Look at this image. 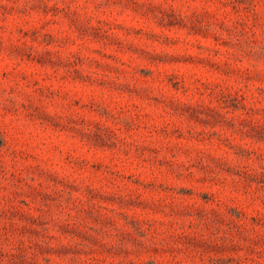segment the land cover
Returning <instances> with one entry per match:
<instances>
[{"label":"rangeland","instance_id":"1","mask_svg":"<svg viewBox=\"0 0 264 264\" xmlns=\"http://www.w3.org/2000/svg\"><path fill=\"white\" fill-rule=\"evenodd\" d=\"M0 264H264V0H0Z\"/></svg>","mask_w":264,"mask_h":264}]
</instances>
